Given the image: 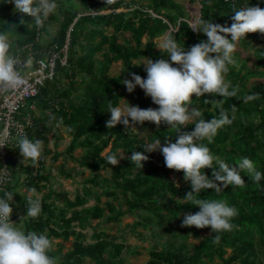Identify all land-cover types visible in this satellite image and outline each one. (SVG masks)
I'll return each mask as SVG.
<instances>
[{"label":"trees","instance_id":"obj_1","mask_svg":"<svg viewBox=\"0 0 264 264\" xmlns=\"http://www.w3.org/2000/svg\"><path fill=\"white\" fill-rule=\"evenodd\" d=\"M199 3L201 17L222 26H231L233 6L240 8L249 4L264 8V0H199ZM79 5L91 12L81 14ZM14 9V4L0 0V31L8 30L12 54L28 43H34V50L39 54L46 46L57 44L61 49L68 42L66 64L57 62L54 78L48 80L31 101L36 106V110L31 111L36 122L31 139L38 138L44 145L36 174L31 170V161L25 167H18L16 154L20 155L19 149L15 154L13 149L9 150L14 180L7 191L15 193L12 203L25 215L19 221L22 230L45 233L52 240V247L54 240L60 239L59 247L49 252L57 259V264H87L88 261L92 264H130L123 256L127 249L126 235H135L139 227L148 229L150 221L154 220L166 222L165 231L180 239L181 244L153 245L145 264H264V178L254 183L247 173H241L245 181L243 188L229 185L219 193L213 189L201 190V199L224 200L238 209V215L231 221L234 225L231 231L214 233L210 227H181L185 214L200 210L184 199L191 191V184L187 181L178 187L165 166L162 153L159 152L156 159L152 152H146L143 145L148 143L141 136V133H147L153 143L160 139L163 144L165 137L175 142L177 129L163 122L159 128L151 122L130 124L127 128L122 123L111 129L106 127L110 119L106 110L110 103L120 106L125 99L142 109L158 108L139 86L129 93L122 83L125 79L131 80L133 73L146 79L147 72L142 64L147 58L154 62L159 59L170 62V57L156 48L155 39L169 32L168 35L185 50L207 40L203 33L194 32L188 26L182 4L178 0H150L147 5L139 0H111L108 3L106 0H60L57 12L51 16L52 21H58L59 27L46 45L41 44V37L38 39L35 24L27 27L29 16H23L26 24H20L22 14ZM43 30L44 27L41 33ZM126 32L130 36L121 40V35ZM252 39L264 41V34H247L238 44L246 47ZM234 59L236 64L229 65L226 79L238 86L237 96H194L190 105V110L199 109L200 119L205 120L218 117L221 109L226 110L230 118L234 117L233 123L220 129L210 144L207 140L198 143L208 144L215 155L230 165L247 157L264 174V87H249L251 80L264 78V48L257 53L253 68H249L236 52ZM113 63L121 64L116 75L110 74ZM247 94L258 95L259 99L244 103L243 97ZM205 100L209 102L205 103ZM37 110L40 111L38 116ZM196 119L181 132L193 131ZM57 126L70 137L64 153L66 160L74 161L82 173L89 171L82 191L74 199L67 192L55 191L48 186L51 172L44 167L46 156L51 153L48 137ZM79 149L82 154L75 156ZM134 151L149 157L142 169L128 159ZM112 153L124 154L125 158L112 166L104 159ZM60 157L58 153L52 155V163ZM204 172L213 178L212 169L206 168ZM180 174L183 176V172ZM19 175H24V179L21 180ZM66 176L70 174L66 173ZM30 188H35L36 194L43 192L40 198L42 211L37 218L26 217ZM90 200H94V204L88 206ZM137 212L143 219L123 234L94 232L92 241H87L85 230L94 221L119 223L124 216ZM202 232L210 233L196 245L187 243L191 237L200 238ZM216 235L220 237L218 241L214 239ZM65 242H71L67 250H64ZM128 254L137 252L128 250Z\"/></svg>","mask_w":264,"mask_h":264},{"label":"clouds","instance_id":"obj_2","mask_svg":"<svg viewBox=\"0 0 264 264\" xmlns=\"http://www.w3.org/2000/svg\"><path fill=\"white\" fill-rule=\"evenodd\" d=\"M7 2L15 5V12L22 14L20 24H26L23 16H30L34 21L32 24L37 28L44 27L45 21L58 8L56 0ZM108 2L111 0H106ZM232 11L234 15L231 16V26L206 21L196 14L188 26L194 32L203 33L207 37L206 41H200L185 50L171 35H165L158 48L170 57V62L165 59L154 62L147 58V63L142 64L147 72L146 79L133 73L131 80H123L129 93L139 86L158 105L157 109L132 106L122 98L126 102L124 107L110 103L106 110L110 113V119L106 122L109 129L121 123L127 128L130 124L143 125L145 122L154 123L157 128L163 122L170 128L177 129L175 142L170 137H165L163 144L157 139L154 143L143 145L144 149L146 152H161L165 166L170 170L183 172V179L191 184V191L186 193L184 199L191 201V205L198 206L200 210L194 214H185L181 227H210L214 233L231 231L234 227L231 221L238 215V209L229 206L224 200L201 199V190L213 189L219 193L229 185L243 188L245 181L241 173H247L254 183H259L264 178V174L256 169L251 159L242 157L230 165L215 155L208 144L198 143L207 140L210 144L220 129L233 123L234 117L230 118L229 113L221 109L218 117L205 120L200 119L202 113L199 109L190 110L194 96H237L238 86H233L226 79L229 65L236 64L234 53L237 51V44L247 34H264V8L247 4L240 8L233 6ZM32 24H27V27ZM11 47L8 30L0 31V94L13 92L24 83L21 61L12 54ZM31 63L32 60L28 59L27 64ZM258 99V95L247 94L243 97V102ZM208 102L209 100H205V103ZM194 118H197L194 130L181 132ZM7 142L8 137L0 138V148L7 146ZM15 142L22 161L30 160L35 166L42 156L43 141L38 138L30 139L24 132L17 135ZM124 158V154L112 153L104 159L106 163L116 166ZM128 159L142 169L149 157L134 151ZM206 168L212 169V179L205 174ZM2 180L3 176H0V182ZM0 191H3V196H0V264H57V259L49 255L52 240L45 233L25 232L16 227L17 223L11 220V205L15 193L4 189ZM28 191L26 217L37 218L42 211L41 199L35 188ZM219 238V235L214 237L217 241Z\"/></svg>","mask_w":264,"mask_h":264},{"label":"rangeland","instance_id":"obj_3","mask_svg":"<svg viewBox=\"0 0 264 264\" xmlns=\"http://www.w3.org/2000/svg\"><path fill=\"white\" fill-rule=\"evenodd\" d=\"M60 0H56V3L58 5V2ZM140 3L143 5H147L150 0H139ZM179 3L182 4L183 8L186 11V19L188 22L192 21L194 19V16L196 14L199 15V12L201 10V5L199 3V0H178ZM78 10L81 14L83 13H90L91 11L86 10V8L82 5L78 6ZM57 12V11H56ZM55 12V13H56ZM93 12V11H92ZM108 11H101L100 13H107ZM53 15V14H52ZM45 21L44 25V30L41 34V44L46 45L49 44V42L52 40L54 35L57 33L59 23L58 21H52L51 16ZM29 21L30 24H32L33 18L29 16ZM33 25V24H32ZM31 25V26H32ZM166 33L165 35H168ZM164 36L159 37L155 39V44L156 48L159 49ZM130 34L128 32L123 33L120 37L122 40L123 38H128ZM264 48V41H258V40H250V44L246 47L237 44V51L240 55V57L247 62V65L249 68L254 67V63L256 60L257 53ZM147 63V61H144V64ZM121 68L120 63H113L110 69V74L111 75H116ZM67 79L64 78V83H67ZM252 85H258V86H263L264 87V78H257L251 80L249 83V87ZM126 102L121 103V107L125 106ZM155 107V104H153ZM36 115H40V111L37 110ZM194 120V119H193ZM141 136L145 137L147 140L148 144H151L153 142L150 141L148 138L147 133H141ZM48 147L51 149V153L47 154L46 156V161L44 164L45 170L47 172H51V177L48 182V186L55 191H63L67 192L72 199L82 191V187L85 181V178L89 175V171L85 170L84 173H82V169H80L77 164L74 161L71 160H66L65 158V150L70 142V137L64 132V130L57 126L49 135L48 137ZM44 149V145H43ZM14 154L17 153L15 149H13ZM55 153H58L61 155V157L58 159L57 162L54 164L52 163V155ZM153 155L155 156L156 159L159 157V151H154L152 152ZM75 156H80L82 154V150L79 149L75 153ZM22 156L19 155L18 153L16 154V160H17V165L18 167H25L30 160H23L22 161ZM18 170V168H17ZM170 172V176L172 180L180 185L183 186L187 183L183 179V176L180 174V172H176L173 170L168 169ZM67 174H70V176H66ZM21 180L24 179V175H19ZM20 191H24L23 188L19 187ZM27 195H29V192H27ZM40 198L43 195V192L37 194ZM94 204V200H90L88 206H91ZM142 215L140 212L130 214L127 216H124L122 220L119 223H110L106 224L101 221H94L93 225L89 228H86L85 233L87 236V241L90 242L92 241V235L94 232H100L104 231L109 234H123L124 231L129 229L135 222L141 221ZM165 225H167L166 222H159V221H150L149 223V228L148 229H143L142 227H139L135 231V235L129 234L126 235L125 237V243L127 245V249L123 252V256L127 259V261L130 264H145L146 261L149 258V249L155 245V244H160L162 246H170L172 244L175 245H180L181 240L178 238L173 237L171 234L167 233L165 231ZM16 227L22 229V225L20 222H17ZM210 232H202L200 238H189L188 242L190 245H196L198 244L201 239L205 236L208 235ZM60 239H56L53 242V249H57L58 243H60ZM71 246V242H65L64 243V250H67ZM129 251H136L137 254L135 255H129ZM87 264H92L91 262H87ZM216 264H219L218 262Z\"/></svg>","mask_w":264,"mask_h":264},{"label":"built area","instance_id":"obj_4","mask_svg":"<svg viewBox=\"0 0 264 264\" xmlns=\"http://www.w3.org/2000/svg\"><path fill=\"white\" fill-rule=\"evenodd\" d=\"M37 30L39 39L42 34L41 28ZM67 51L68 42L61 49L57 44H51L36 54L34 43H28L18 47L13 53L21 61L20 68L24 83L13 92L0 94V138L8 137L7 146L0 148V176H3L0 189L7 190L14 180L13 170L9 164V150L19 149L15 148V138L18 134L26 132L31 139V134L36 128L31 112L36 110V106L31 101L39 95L46 82L54 78L57 62L66 64ZM28 59L32 60L30 65L27 64ZM55 105L57 107V103ZM38 166V164L31 166L33 174H36ZM2 194L3 191H0V196ZM11 206L13 208L12 222L17 223L25 218L16 204L12 203Z\"/></svg>","mask_w":264,"mask_h":264},{"label":"water","instance_id":"obj_5","mask_svg":"<svg viewBox=\"0 0 264 264\" xmlns=\"http://www.w3.org/2000/svg\"><path fill=\"white\" fill-rule=\"evenodd\" d=\"M199 15L201 16V10H200V12H199Z\"/></svg>","mask_w":264,"mask_h":264}]
</instances>
